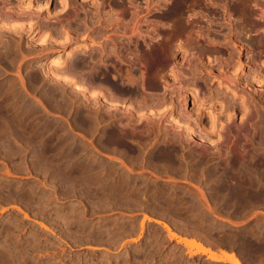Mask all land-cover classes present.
<instances>
[{
	"label": "rangeland",
	"instance_id": "rangeland-1",
	"mask_svg": "<svg viewBox=\"0 0 264 264\" xmlns=\"http://www.w3.org/2000/svg\"><path fill=\"white\" fill-rule=\"evenodd\" d=\"M32 4L39 7L44 23L37 33L24 32L20 45L26 53H34L20 58V70L16 65L10 72L0 71V87L14 79L20 84L18 72L27 74L28 91L23 93L29 104V108L20 106L18 97L13 102L5 98L11 101L7 107L0 103V132L4 133H0V264H225L204 258L196 247L186 250L179 241L182 235L233 249L238 254L233 264H264V203L252 213L247 188L235 185L246 180L245 174L237 179L225 173L231 183L219 168L229 161L216 158V123L208 113L211 104L216 108V0H33ZM47 12L51 16L44 18ZM26 22L7 21L12 27ZM50 28H62V34ZM255 34L264 36L262 31ZM94 50L99 73L104 66L110 68L104 78L94 81L101 87L93 86L85 70H79L77 79L87 91L46 73L50 81L46 83L56 90L49 97L41 94V81L33 83L27 77L40 69L39 62L47 66L65 59L70 63ZM246 51L245 62L253 53ZM50 64L57 73L73 75L63 73L65 66ZM114 70L125 74L126 80L131 77L142 92L139 100L120 90L113 80ZM173 71H180V76L175 78ZM168 81L178 85L172 89L182 88L186 101L180 102L178 90L165 88L171 84ZM260 89V96L264 95V88ZM194 90L197 102L192 98ZM100 91L108 93L118 107L103 102ZM46 97L50 102L43 100ZM199 101H206L205 126L180 116L179 103L186 112L199 113L195 110ZM172 111L177 113L174 117ZM176 116L182 117L178 123ZM241 117L236 115V123ZM179 121L187 123L188 129ZM10 131L15 137H4ZM149 220L156 224H147ZM164 225L179 236V242Z\"/></svg>",
	"mask_w": 264,
	"mask_h": 264
},
{
	"label": "bare ground",
	"instance_id": "bare-ground-1",
	"mask_svg": "<svg viewBox=\"0 0 264 264\" xmlns=\"http://www.w3.org/2000/svg\"><path fill=\"white\" fill-rule=\"evenodd\" d=\"M32 2H33V0L25 1V4H24V0H0V71L3 70L6 72L7 71L10 72L9 70L15 68L16 65L19 63V61L21 60L20 58H22V59L24 58V60H25V56L28 53H26L24 51L26 48H24V50H22L23 48H21V45H20V43H21L20 39H23V37H22L23 33L26 31L27 32L29 31V33L30 32L37 33V32H39V28L44 23L42 20L43 17H41L40 12L37 10V8H39V7L38 6L35 7L36 4L34 5V4H32ZM49 16H51L50 13H48L47 16L44 18H48ZM13 20H15V21L27 20V22L25 24L21 23V25H18L17 27H12V25L11 26L9 25L11 23L8 22L9 23L8 24L7 21L11 22ZM12 28H19V29H17V30L13 29L12 30ZM49 30L56 32L58 34H62V31H63L62 28H50ZM8 31L12 32L13 34L8 35L7 34ZM69 31L70 30L68 28L67 32H69ZM260 31H262L264 34V0H216V83H217L216 84V108H215L214 104H211L209 106V109H208V113L210 116L209 115L208 116L212 119V124L214 126L216 123V136H218V137H216L217 138L216 145H218V147L216 149V158L226 157V159L229 161L223 167L221 166L219 168L224 174L225 173L232 174L233 177L237 178V179H239L240 176L245 174L246 180L244 182L237 180L235 182V185L238 188H242V187L247 188V196L246 197H247L248 202L250 203V205L248 204L249 205L248 208H250V209L252 208L251 209V211H253L252 213H254L255 211L257 212V210L259 209V208L257 209L256 206H259V204L264 203V130L262 129V124H264V120L262 117V110L264 109V103H262L260 98L258 100V97L260 96V93L262 92V91H260L261 90L260 88H262V89L264 88V59L261 60V64L257 62L258 57L264 58V36L260 35V34H255V32H260ZM26 37L27 36H25L24 38H26ZM34 37H36V36H34ZM14 41L16 42V44H14ZM22 41H24V40H22ZM90 41H92V39H90ZM30 44L31 43H29V45ZM34 44L35 43L33 42V46L36 45V44L35 45ZM28 46H27V50H29ZM32 47H31L30 52L34 49V47H33V49H32ZM247 48L251 49L253 53L251 55L249 53L248 61L245 62V60H243V56H244V52L246 51ZM44 49H45V47H44ZM41 50H42V48H41ZM71 50H74V52H75V50H77V48L73 47ZM91 50H93V49H91ZM39 52H40V50H39ZM39 52H38V54H40ZM97 52L98 51L94 50V51L88 53L87 55H85L84 58H79V57L78 58L77 57L72 58L70 63L69 62L66 63L65 59L62 62H60L59 60H55L54 62L50 61V63L51 62L54 63V66H56V67H59V66L63 67V66H65L64 63H66V66L63 69V73L65 72L69 75L73 74L72 76H66V75H62L60 73L55 72L54 69L55 70H57V69L54 68L53 65H51L50 63L47 64V66H46L45 64H43V62L42 63L39 62L40 64H38V65L34 64V67L39 66L40 69L35 68L36 70L30 72L27 77H29V80H32L33 83L34 82L39 83L38 81H41L42 83L40 82V84H41L42 91H43V93H41V94L42 95L45 94L49 97H53L56 90L54 88L48 86V84L46 83V82L50 83V81H48L49 79H47L48 77H46L47 74L52 75L53 78L56 80H63V81L67 80L68 83L71 82L72 85H74L76 87L75 89H77V90L87 91V88L84 85L80 84V82L77 79V77L81 76L79 73V70L81 69V70H85V72L87 71L89 73V79H91V81H93L94 87H95V85L98 87H101L100 83H94V81L97 78H101V75L106 76V73H107L108 69L110 70V68L104 66L103 71H101L102 73L101 74L99 73L100 68L98 66H95L96 64L94 65V62L97 60ZM151 52H153V51H151ZM33 53H34V51H32V53H29V54H33ZM41 54H42V52H41ZM101 54H103V52H101ZM155 54H156V51H155ZM159 54H160V51H159ZM28 55L26 57H28ZM153 55H154V53L152 54V56L151 55L150 56L153 58ZM36 56H40V55L36 54ZM158 56L160 57V55H158ZM154 57H156V56H154ZM153 59H155V58H153ZM25 62H28V61H25ZM180 63H181V61H180ZM101 64H103V63H101ZM19 65H17V66H19ZM27 65H29V64H27ZM180 65H182V64H180ZM34 67H33V69H34ZM177 67L179 70V66H177ZM177 67L174 68V71H176L175 69ZM27 68H29V66H27ZM196 68H198V67H196ZM31 69H32V67H31ZM44 69L47 71L44 72ZM112 69H114V67ZM117 69H118V67L115 70H117ZM120 69H118V70H120ZM17 70H20V66H19V69H17ZM23 70H25V69H23ZM58 70H60V69L58 68ZM180 71H178V74ZM115 72H116V75L115 74L113 75V80L116 81L117 84L120 86V90L126 94H133L136 98L133 95L132 96L135 99L139 100L138 96L139 97L141 96L139 94L141 91L139 92L138 86L134 83V81H132L131 77H130V79L126 80L127 78L125 79V77H124V76H126L125 74H124V76L119 74V73H121V70L119 71V73L117 71H115ZM110 73L111 72H109V74ZM125 73L127 74L128 72H125ZM2 74L3 73L0 72V75H2ZM178 74H177V72H174L173 76L175 78H178V76H180ZM180 74H181V72H180ZM18 75L20 76V79H18V80H20V84L17 80L14 79L13 82L9 81V83H5V84L1 85L0 95L3 98H2V100L0 99V101H1L0 103H2L3 106L6 105V107H7L9 102L11 103V101L12 102L15 101L16 97H18L19 99H21V101H22L21 103H23V104H21L19 102H17V103H19L20 106L23 105V107L26 106L27 108H29V106H27L28 103L27 102L25 103V100L27 101V99H25V97H24L25 92L23 91V90L28 91V90H26V86L28 84L25 85L26 79H24V76H26L27 74L26 75L22 74L23 75V77H22L20 72H18ZM104 76H103V78H104ZM128 76L129 75H127V77ZM181 77H182V75H181ZM15 78H18V77L16 76ZM175 80L176 79H174V81ZM28 81H27V83L31 82V81H29V82ZM119 81H121V82H119ZM179 81H181V80H179ZM179 81L177 80V82H179ZM168 82H170V81H168ZM175 82H174V84H175ZM170 83L171 84H169V83L166 84L165 88H167V86H168V88H170V91L174 89V88L173 89L171 88L172 86L177 88L178 85L175 86L173 84V82H170ZM93 86L91 85L92 88H93ZM136 86H137V88H136ZM35 87L33 89H35ZM57 87H58V85H57ZM91 87H90V89H91ZM179 87H180V85H179ZM38 88H40V86ZM181 89L182 88L180 87L179 90L178 89H176V90H178L177 93L179 92L178 97L180 96V100L182 97V100L181 101L179 100L182 103V101H186L187 96H185L183 94ZM176 90L174 89V91H176ZM90 91H92V89ZM194 91H196V90H194ZM263 91H264V89H263ZM93 92H94L93 94L91 93L92 95L95 94V90ZM188 93H190V92H188ZM196 93H197V91L192 93L193 101H196V99H198V96ZM30 94H32V93H30ZM107 94H104L102 91H100L99 92L100 99L103 102L109 103V104L116 107L117 103L114 100H112ZM132 96H130V97H132ZM261 96H264V95H261ZM7 97L8 98L10 97V99H12V100L11 101H10V99L8 101L5 100V98L7 99ZM33 97H34V95H33ZM43 97L44 96H42V98ZM37 98H35L36 101L39 104H42L40 101L41 98L40 99H37ZM48 99L46 97L43 100L48 101ZM28 100H30V99H28ZM33 100L31 99V102ZM141 100H143V98H140V101ZM145 101H142V102H145ZM48 102H50V101H48ZM142 102H139V103H142ZM205 103H206V101H202V102H200V106L197 109L195 108V110H197V112H199V113H196L194 111L196 114L193 111H189V112L187 111L186 112L187 109L185 110L184 109L185 107L183 108L182 104L179 103V106L182 108L180 110L181 114H180V111H179V114H180V116L181 115L186 116L188 118V122H190L193 119L192 120L193 124L196 121L198 123L200 122V125H203L204 124L203 119L206 115V114H204V111H206V108H207V106H205L206 105ZM19 104H17V107H19L18 106ZM85 104H83V106ZM100 104H102V103H100ZM147 104H146V106H147ZM33 105H34V103H33ZM183 105H184V103H183ZM9 106H12V105H9ZM14 107L16 108V106H14ZM92 107H93V105H91V108ZM95 107H97V106H95ZM20 108H18V109H20ZM97 109H98V107H97ZM97 109L95 108V110H97ZM215 109H216V114H215ZM33 110L34 109H32V111ZM171 110H173V109H171ZM17 111H19V110H16V112ZM88 111H90V110H88ZM7 112L10 113L8 110H7ZM7 112H5L4 114L6 115ZM11 112H12V107H11ZM21 112H23V111L21 110ZM173 112L174 111H172V113L169 112V113H171V116H173L174 114H177V113L173 114ZM177 112H178V110H177ZM25 113H27V112H25ZM15 114H19V113H15ZM22 114H24V113H22ZM238 114H241L242 117H241V121L239 123H236L235 117H236V115L238 116ZM19 115L18 116L16 115V116L20 118L21 116H19ZM116 115L118 116V114H116ZM132 115L133 114H131L130 116L132 117ZM134 115H135V113H134ZM2 116H3V114H2ZM12 116H14V115H12ZM16 116H15V119H17ZM92 116H93V114H92ZM112 116H114V114H112ZM123 117L125 118V114ZM117 118H119V116ZM179 118L177 117L176 123H178V120L181 121L182 117H179ZM12 119L13 118L11 117L10 120H12ZM119 119H122L121 115H120ZM119 119L116 121L118 122ZM174 119L175 118H173V120ZM189 119H190V121H189ZM21 120H22V117H21ZM111 121H113V120L112 119L109 120V122H111ZM22 122H23V120H22ZM122 122L124 124L123 120H122ZM7 123L8 122H6V124ZM174 123H175V120H174ZM6 124L4 127H6ZM195 124H197V123H195ZM23 125H24V123H23ZM106 125H107V123H106ZM118 125H119V122H118ZM122 125H120V126H122ZM124 125H126V124H124ZM185 125H187V123H185ZM185 125H183V123L180 122L179 126H181V127L184 126V128H185ZM213 125L211 126L212 129L214 127ZM20 126H22L21 123H20ZM108 126H109V123H108ZM203 126H205V125H203ZM203 126H202V128H203ZM188 127L190 128V126H188ZM0 128H1V126H0ZM2 128H1V130H2ZM200 128H201V126H200ZM24 129H26V127ZM185 129L187 130L188 128H185ZM205 129L206 128H203L204 132L206 131ZM7 130H8V128H7ZM116 130H114V131H116ZM203 130H202V132H203ZM11 132L12 131H10V133ZM190 132L189 133L187 132L188 133L187 136H190ZM120 133H123V132L120 131ZM182 133H184V132H182ZM3 134L4 133H1V135H3ZM6 134L8 135L9 139H12L13 137H15L14 136L15 134L13 135L11 133V135H10L9 132L5 133L4 137H7ZM199 134L201 135V137H204V133H199ZM199 134H197V135H199ZM118 137L121 138V140H122L124 137V133H123V137H122V135L118 136ZM125 137H126V135H125ZM182 137L186 139V137H184V136H182ZM127 138H128V136H127ZM127 138H125V139H127ZM14 139L16 141V138H14ZM187 139H188V137H187ZM123 141H124V139H123ZM12 143L15 146L16 143L11 141V144ZM219 168L217 170H219ZM220 170H219V172L221 173ZM222 176L226 179L229 177L228 175H226V177L224 175H222ZM218 177L219 176L217 174V179H218ZM228 179H230V178H228ZM220 180H221V178H220ZM77 181H74L75 183L72 181V183H74L76 185ZM229 181H231V179ZM224 182H225V180H224ZM232 182L233 181H231V183ZM226 183L227 182H225V184L224 183L223 184L227 187L228 184L226 185ZM74 184H72V185L74 186ZM80 184L82 185L83 183H80ZM220 187H223V186L219 185V188ZM226 190L227 189H225V191ZM228 190H230V189H228ZM242 191H245V189H243ZM236 194H238V193H236ZM236 194H235V196H236ZM243 194L246 195V192ZM237 196L239 198V194ZM242 197H245V196H242ZM254 207H256V210L253 209ZM247 212H249V215H250V210H248ZM262 213L263 212H260V215ZM26 216H27V214H26ZM259 217L257 216L256 218H259ZM263 221H264V219H263ZM259 223L261 224V222H259ZM234 224H236V223H234ZM41 225H44V224H41ZM164 226L166 227V230L168 231V234L171 238H178L179 237L177 234H175L174 232L171 231L169 226H167V225H164ZM179 239H180L179 240L180 242L184 243V245L188 246L189 248L190 247H192V248L196 247L203 254L204 253L208 254L209 258H212V259H218L219 258L210 248H205L202 244L198 243L197 241H194L192 239L190 240L187 238H179ZM224 254H225L224 259H228V260L230 259L232 261L237 262L236 256L228 254L227 252H224Z\"/></svg>",
	"mask_w": 264,
	"mask_h": 264
},
{
	"label": "crops",
	"instance_id": "crops-1",
	"mask_svg": "<svg viewBox=\"0 0 264 264\" xmlns=\"http://www.w3.org/2000/svg\"><path fill=\"white\" fill-rule=\"evenodd\" d=\"M147 224H151V223H154L156 224V222L154 220H149L146 222ZM162 225V224H160ZM163 226V225H162ZM183 238H186L185 235H182ZM190 238V240H194L196 241L195 239H193V237H187V239ZM175 241L179 242L177 238H175ZM198 242V240H197ZM202 243V245L205 247V248H210L219 258L222 257L221 259H212V258H209L208 254H203V253H200V255H202L204 258L206 259H210V260H213V261H216V262H223L225 264H233V262L231 260H228V259H223L225 257V254L224 252H227L228 254H231V255H235L236 257H238V254L233 250V249H230V248H225V247H221V246H216V244H211V243H208V242H204V241H199L198 243ZM182 243V242H181ZM200 243V244H201ZM184 245V243H182ZM184 247L186 248V250H189V247L184 245ZM243 264H246L244 261H243Z\"/></svg>",
	"mask_w": 264,
	"mask_h": 264
}]
</instances>
